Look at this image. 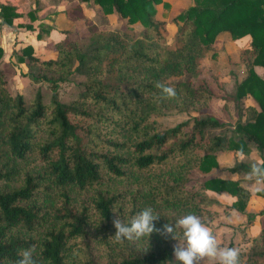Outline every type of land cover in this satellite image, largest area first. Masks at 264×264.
I'll return each mask as SVG.
<instances>
[{"label":"trees","instance_id":"1","mask_svg":"<svg viewBox=\"0 0 264 264\" xmlns=\"http://www.w3.org/2000/svg\"><path fill=\"white\" fill-rule=\"evenodd\" d=\"M77 1L92 2L104 17L128 26L140 24L142 37L99 30L75 7L64 14L84 27L64 32L53 58H36L31 46L15 52L27 67L21 75L35 83L55 86L79 77L68 103L56 93L47 103L40 91L28 100L12 95L0 72V264H16L32 245L37 264H179L173 246H183L182 238L154 231L117 242L112 209L128 222L151 207L162 230L186 214L201 217L212 191L235 199L225 210L245 213L250 192L239 181L208 177L198 185L189 176L217 168L218 152H264V78L255 72L264 71V0H192L171 20L172 48L165 45V21L156 18V6L170 7L164 0ZM16 16L12 6L0 5L5 24ZM40 29L47 34L50 28ZM220 33L251 39L239 52L245 77L229 97L237 114L233 127L207 136L225 123L193 116L162 128L156 118L168 111L191 115L208 108L214 94L189 77L198 75ZM157 82L174 87L177 96L159 99ZM253 164L235 162L228 172L248 174ZM262 183L256 195L264 198ZM240 264H264V227Z\"/></svg>","mask_w":264,"mask_h":264},{"label":"rangeland","instance_id":"2","mask_svg":"<svg viewBox=\"0 0 264 264\" xmlns=\"http://www.w3.org/2000/svg\"><path fill=\"white\" fill-rule=\"evenodd\" d=\"M67 1L71 2L73 0ZM176 1L177 0H168L166 2H170L169 5H171ZM178 1H181L178 7L173 6V8H171L170 6L168 9H164L161 5L156 6V18L165 21L166 24L165 28L167 34L165 36V45L168 48H172L174 46L173 37L176 32V26L171 23V20L173 17L182 12L185 7H187L189 0ZM89 16H91V18H87L90 20V22L96 25L99 30L116 31L123 35L126 34L129 39H138L142 37L143 27L140 24L128 26L124 23V21L117 19L114 16L104 17L101 11L91 13ZM83 27V20H79L75 23L73 31L81 30ZM221 34L220 36L227 37L226 33ZM230 42L232 43L229 44L228 41L221 40L220 42L213 45L203 58L201 70L198 75L195 77H189V81L192 82V84L203 82L214 94V97L210 101L208 108L191 115L174 110L168 111L164 113L163 116L156 118V120L162 124V128H171L180 122L190 120L193 116H209L225 123V127L222 129H210L207 131V136L225 133L227 129L229 130L233 127L237 114L234 110V104L229 99V97L234 95L237 83L245 77L246 73L245 67L239 59L240 50L232 40ZM0 72H2L4 75V79L7 83L10 93L12 95L20 94L25 100L31 99L33 96H35L37 91H40L43 97V102L45 103L50 100L52 93H56L57 99L60 102L68 103L76 95L80 87L78 84L81 79L76 75L70 76L67 82L50 86L46 83H35L28 77L21 75L17 76L11 71H7L8 74L4 73L3 71ZM217 168L212 170L209 174H203L197 169H194L191 171L189 177L193 183L199 185L204 179L208 177H217L218 174L214 173ZM227 207L229 206L219 204L207 206L200 218L202 222L210 228L217 240V243L221 247H233L239 250V260L241 262L248 250L251 239L249 237L246 238L244 233L245 228L249 227L247 226V214L252 216L253 221L256 218V221L258 222L256 226L258 225L263 227L264 205L260 208V206L253 203L250 207V213H246L247 211L245 208V213H240L242 216L235 217H229V215H231L230 211L235 210H225ZM241 220L244 221L243 226L238 225ZM226 223L232 224L233 226ZM254 232L255 229L252 233ZM212 263V261L207 259L202 261V264Z\"/></svg>","mask_w":264,"mask_h":264},{"label":"crops","instance_id":"3","mask_svg":"<svg viewBox=\"0 0 264 264\" xmlns=\"http://www.w3.org/2000/svg\"><path fill=\"white\" fill-rule=\"evenodd\" d=\"M180 2L181 1L177 0L174 4L170 5L171 8H173V6L178 7ZM0 5L12 6L17 14V16L13 18L11 25L5 24L0 17V48L3 50V55L0 59V71L6 74H8L7 71H11L17 76L27 71L26 65L17 63L15 58V52L20 51L22 48L31 46L33 49V56L41 60L50 59L55 56L53 46L64 38V32L73 31L75 23L79 21V19L76 21L69 19L64 14L65 10L78 7L82 15L89 19L91 18V16H89L91 13L101 11L99 6L92 2L83 3L77 0L71 2L67 0H0ZM191 5L192 0H189L184 10ZM41 26L50 28L47 34L41 32ZM37 34L41 35L40 39L36 37ZM220 34L217 36L213 45L221 40H226L229 44L232 43L228 35L227 37H222ZM250 40L249 36H244L239 40L233 41V43L241 50L249 47ZM255 72L264 78V71H262L261 68L255 67ZM250 103L253 104L251 100ZM216 156L218 168L214 173L218 174L217 177L239 181L241 186L249 190L250 199L246 206V213H250V207L253 203L261 208V206L264 205V198L256 195V192L263 187V183L256 184L255 180H249L245 173H230L228 172V168L235 162L259 164L262 158H264V152L259 155L253 151L248 156H243L234 152L225 151L218 152ZM206 193L211 200L209 206L214 204L230 206L235 201L233 197H230L226 193H216L212 191H207ZM230 212L231 215H229V217L242 216V214L240 215V213L235 211ZM225 218L230 219L228 217ZM243 222L244 221L241 220L238 225L243 226ZM257 223L255 218L254 221L252 220L251 223L247 225L249 227H246L244 230L246 238L254 237L261 230L262 227L256 226ZM226 224L233 226L229 223ZM254 229L255 232L252 233Z\"/></svg>","mask_w":264,"mask_h":264},{"label":"clouds","instance_id":"4","mask_svg":"<svg viewBox=\"0 0 264 264\" xmlns=\"http://www.w3.org/2000/svg\"><path fill=\"white\" fill-rule=\"evenodd\" d=\"M155 87L160 90L159 99H172L177 96L174 87L157 82ZM249 180H255L256 184L264 182V165L253 164L247 174ZM119 209H112L115 213L113 226L115 234L113 237L117 242L124 239L133 240L149 237L154 231L161 235H171L172 239L184 240L181 246L178 242L173 246V255L179 264H202L204 260H210L214 264H240V252L237 248L221 247L208 226L196 214H186L176 219L174 224L166 223L163 229L155 227L154 221L159 215H154L151 207H146L135 214L130 221L125 222L120 218ZM177 230H180L179 236ZM36 245L28 249H22L18 255L20 259L16 264H37L34 256Z\"/></svg>","mask_w":264,"mask_h":264}]
</instances>
